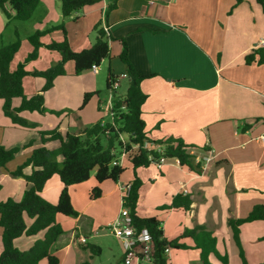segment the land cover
I'll list each match as a JSON object with an SVG mask.
<instances>
[{
	"label": "crops",
	"instance_id": "0c3cea01",
	"mask_svg": "<svg viewBox=\"0 0 264 264\" xmlns=\"http://www.w3.org/2000/svg\"><path fill=\"white\" fill-rule=\"evenodd\" d=\"M107 2L102 0L84 6L66 18L61 14L59 0H40L35 11L46 12L47 26L60 20L75 24L78 27L75 44H84L87 35L89 43L82 45L84 47L95 39V36L91 39L88 32L102 20L111 37L110 53L114 55L109 59L108 68L116 75H127L123 63L117 62L122 50L119 39L123 38L132 66L140 74L149 75L140 82V88L146 94L141 117L147 136L151 139L180 137L198 147L194 149L198 157H210L201 163L200 171L182 166L174 158H167L161 167L151 162L138 168L136 173L142 184L136 214L155 217L167 240L179 238L184 230L202 225L212 232L216 249L227 256L228 264H244L243 261L260 264L264 259V241L261 239L264 220L240 225L241 248L234 242L228 225L230 218L247 216L254 205L264 206V141L259 139L264 133V61L257 62L258 53L255 61L248 64L245 60L247 54L264 48V13L260 5L256 0H242L236 5L235 0H119L105 20ZM1 13L0 37L5 19ZM11 40L9 37L8 42ZM61 76H57L52 87L44 92V107L48 111L37 112L43 117L49 113L57 115L52 126L37 130L14 124L4 115L0 101V145L21 147L6 167L0 169V195L3 190L10 194L0 196V201L7 198L19 200L23 191L29 188L30 184L23 177L13 176L10 172L28 157L34 147L41 145L39 130L57 128L62 135L80 131L78 120L70 117L64 109L78 106L73 104L75 91H79L80 86L77 85L76 89L73 86L72 90L70 86L55 88ZM33 81H39L38 88L25 94L27 96L36 93L44 84V79L43 82ZM17 104L13 99V105ZM51 110L61 113L55 114ZM25 112L20 115L27 119ZM78 112L83 115L84 109ZM32 140L31 146L22 147ZM45 145L54 148L58 142L48 141ZM62 159L61 155L57 157L59 162ZM125 159L121 157L122 164L126 163ZM128 169L127 179L121 175L117 182L105 180L100 183L101 195L95 199L90 197L91 188L97 184L94 171L86 181L68 186L78 215L73 218L56 215L63 228L52 249L59 264H79L86 259L96 264V256L91 257L89 251L83 249L88 243L101 248L104 264H125L121 244L111 247L106 237L112 234L101 228L119 211V184L132 178V170ZM30 170L29 166L24 169L26 173ZM61 188L58 176L53 175L41 195L55 203ZM177 195H180L178 203H183L185 197L190 199L187 209L172 206ZM25 221L30 224L32 220L25 217ZM1 233L0 227V251ZM42 235L43 231L36 235H21L14 240V245L21 250L28 249ZM80 236L85 237L84 244L79 242ZM179 242L187 247L170 246L165 253V264H202L200 249L194 247L192 238L185 237ZM225 242L230 244V251ZM233 249L239 261L230 259ZM208 259L213 264H222L212 253ZM38 264H47V260L42 259Z\"/></svg>",
	"mask_w": 264,
	"mask_h": 264
},
{
	"label": "trees",
	"instance_id": "16d2710c",
	"mask_svg": "<svg viewBox=\"0 0 264 264\" xmlns=\"http://www.w3.org/2000/svg\"><path fill=\"white\" fill-rule=\"evenodd\" d=\"M102 0H59L60 10L63 17L70 16L78 9L93 5ZM119 0H108L104 10V19L111 10L116 8ZM242 0H235V4ZM264 13V0H256ZM40 0H0V11L6 18L7 23L10 20H27ZM54 29L66 30L63 25H54ZM94 30L96 33L94 41L81 49H73L65 35L61 41L52 40L46 46L60 54V60L54 65L44 70L26 69V61H20L14 67L12 62L15 54L18 52L21 39L17 37L14 41L0 46V101L1 108L6 117L14 124L27 128L35 127V123L29 122L20 115L21 112H39L44 113L48 110L44 107V92L50 89L57 76L65 74V63L73 62L74 74H80L85 70H90L93 65H99L102 60L110 59V35L103 28L102 20H99ZM42 31H35L28 36L33 51L30 56L36 55L37 48L42 45ZM122 50L118 57L125 64V71L129 78V84L124 95L114 94L113 114L110 121L98 120L90 126L80 129L78 133L66 132L62 135L57 128L39 130L40 146L34 147L28 157L10 172L13 176L23 177L29 188L23 191L19 200L7 198L0 201V227L2 228L1 240L2 249L0 251V264H38L40 260L46 259L47 264H59V258L53 254V246L63 232L62 225L56 220L57 214L75 217L78 212L73 207L68 186L86 181L92 171L97 182L90 190V197L95 199L101 195L99 186L105 180L117 182L124 171L128 168L132 170L131 190L127 197V206L129 207L132 223L141 229L146 227L151 234L150 255L152 264H165L166 247H187L179 242V239L190 237L194 242V247L200 249V259L202 264H213L209 259V253H212L222 264H228L226 255L220 254L216 249V238L202 225H196L194 228L186 229L179 238L167 240L163 236L160 228V222L155 217H140L136 214V203L139 196V189L142 181L137 175L136 170L140 167H146L151 162L157 160L160 156L177 159L179 164L187 168L200 171L202 161L196 159L194 149L198 147L186 143L180 137L169 136L165 139H151L147 136L145 122L141 117V105L146 99V94L140 88V82L149 75L140 74L132 66L127 56L126 41L119 39ZM264 48H259L245 56L246 63L255 61V54H259L258 63L264 61ZM39 76L44 79V84L36 93L27 96L24 93L23 77L25 75ZM117 78V75L108 68L105 80L106 88L110 89V83ZM97 92H85L83 95V107ZM19 98V103L14 106L13 99ZM58 114L60 111H53ZM264 121V119H263ZM123 135L127 139H123ZM48 141H57L58 145L49 148L45 144ZM149 141L161 147L158 151L155 148H147L145 142ZM33 140L24 144L26 148L33 144ZM20 146L6 148L0 145V169L5 168L6 164L12 160L20 151ZM124 154L126 163H114V160ZM61 155L62 161L57 157ZM31 167L29 173L24 169ZM57 175L62 188L55 203L48 201L41 195V191L46 185L48 179ZM175 196L172 206L187 209L190 204L188 197L183 198V203H178ZM25 217L32 221L27 224ZM254 220H264V206L256 204L253 206L247 216L243 218H230L228 225L231 229L234 242L240 247V225ZM43 231L41 238L25 250H21L14 245V240L21 235H36ZM264 241V235L261 237ZM84 244V243H83ZM88 250L90 256H98L101 248L92 243L83 246ZM240 255L243 259V252L240 249ZM244 260V259H243ZM244 264L245 261H243ZM79 264H93L86 259ZM260 264H264V259Z\"/></svg>",
	"mask_w": 264,
	"mask_h": 264
},
{
	"label": "rangeland",
	"instance_id": "374dc122",
	"mask_svg": "<svg viewBox=\"0 0 264 264\" xmlns=\"http://www.w3.org/2000/svg\"><path fill=\"white\" fill-rule=\"evenodd\" d=\"M38 6V5H37ZM36 6V7H37ZM40 6V4H39ZM42 6V5H41ZM36 9V8H35ZM33 11L32 16L27 19V20H10L8 23L6 21V18L4 19V25L2 30V36L0 37V46L6 45L10 42H8V38L11 37V42L14 41L17 37H20L21 39V45L18 50V52L15 54L14 60H13V66H15L17 63L20 61H26V69L32 70V69H39V70H44L48 68L51 65H54L60 60V54L55 51L47 48V44L50 43L52 40L55 41H61L64 38V35L66 39L68 40L70 46L72 48H77L81 49L84 46L82 45H87L86 43H89L87 39V35H85V42L84 44L77 45L75 44V39H76V29L78 28L75 24L71 25L67 23V21L64 23L63 20H60L56 24H50V26H47L45 24V19H46V12H42L41 9L38 11ZM1 12V11H0ZM2 14V13H1ZM4 16V15H3ZM66 18V17H65ZM62 24L64 29L66 30L65 34L63 33V30L60 29H54L52 26L54 25H60ZM95 26V24H94ZM94 26H92V29L90 32H88V36L93 39L95 35V30ZM42 31L43 35L40 37L42 40V45H40L37 50H36V55L31 57L30 54L33 51V46L30 44L28 40V36L34 33L35 31ZM82 31V30H80ZM9 36V37H8ZM83 36V35H82ZM94 41V40H93ZM117 44V43H115ZM114 55L111 54V58ZM117 57V56H116ZM117 62H120L122 64V60L117 57ZM109 59H104L102 62L99 64V71L97 73H93L92 70H85L81 72L80 74L76 75L74 74L73 70V62L72 61H67L65 63V74L59 77L56 81V87H62V89H67L69 86L71 87V90L73 86H75V89L77 88V85L80 86L79 91H75V102L73 105H78V106H73L72 109H65L66 113L70 115V117L78 120V128L83 129L86 126H90L92 123L102 120V121H110L111 115L109 112L104 110L103 108L100 109L101 104L105 105L107 102V99L109 97V90L106 88L105 85V80L106 76L108 73V67H109ZM124 67L125 64L123 63ZM118 78V87L116 89V94H125L126 89L128 87L129 81L127 78V75L121 76L117 75ZM33 80H40V82H43L42 78H36L33 75H25L23 77V84H24V93L27 94L28 92L31 93L35 91L38 88V82L39 81H33ZM94 82V83H93ZM75 83V84H74ZM92 84V86H90ZM97 92L98 94H93L90 100L87 102V104L83 107L82 105V100H83V95L85 92ZM15 103H19V98L14 99ZM78 107V108H77ZM84 109L83 115L79 114L78 110ZM99 109V110H98ZM61 113V111H60ZM58 113V114H60ZM25 117L30 120L35 122V129H44L49 126H52V121L56 119L57 115L53 114H48L45 117L43 115H40L37 112H25L23 113ZM2 118L0 114V119ZM123 139H127L126 135L122 136ZM93 173V171H92ZM130 171L129 169H126L124 171L123 179H127ZM4 193L0 196H4L6 194H9L6 190H3ZM2 191V192H3ZM10 195V194H9ZM6 197V196H5ZM8 197V196H7ZM6 199V198H5ZM73 218V217H70ZM105 232H109L105 225L101 228ZM91 231V230H90ZM85 233V232H84ZM86 236V235H85ZM87 237V236H86ZM107 242H109L112 246H116L115 244H119V240L112 235L108 236L107 235ZM93 239H90V241ZM226 243V247L229 250L230 244L228 242ZM121 244V243H120ZM119 244V245H120ZM77 246V243L74 244ZM234 254L232 255L231 258V252H230V259L231 260H236L239 261L237 257V252L235 253L233 249ZM109 253L106 252V258H108ZM213 258V257H212ZM240 258V257H239ZM104 258L101 257V254L99 256H96V264H104ZM217 263V261H216ZM219 264V263H217Z\"/></svg>",
	"mask_w": 264,
	"mask_h": 264
},
{
	"label": "built area",
	"instance_id": "2783aa9c",
	"mask_svg": "<svg viewBox=\"0 0 264 264\" xmlns=\"http://www.w3.org/2000/svg\"><path fill=\"white\" fill-rule=\"evenodd\" d=\"M103 28L107 30V26L103 25ZM99 65H93L91 70L97 72ZM118 78H115L110 83L109 97L105 105L101 104L100 109H104L113 114V98L116 94V89L118 87ZM104 121H102V124ZM259 139L264 141V133L259 136ZM147 148H155L160 151L161 147L152 142L146 141L144 144ZM124 157V154L121 153L118 158L114 160V163H121V157ZM209 156L197 157L202 162L208 161ZM167 160L165 156H160L157 160L153 161L158 167H161L163 163ZM120 193H121V204L118 213L116 216L106 223V229L119 240L123 249V261L125 264H134L142 261L151 262L150 245H151V234L146 227L138 229L132 223V217L130 215L129 207L127 206V197L131 190V182L120 183ZM80 243H85L86 239L84 236L79 237ZM169 247L165 248V253L168 252Z\"/></svg>",
	"mask_w": 264,
	"mask_h": 264
}]
</instances>
